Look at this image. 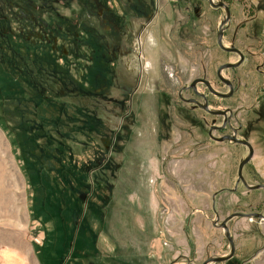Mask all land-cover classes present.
<instances>
[{
  "label": "rangeland",
  "instance_id": "374dc122",
  "mask_svg": "<svg viewBox=\"0 0 264 264\" xmlns=\"http://www.w3.org/2000/svg\"><path fill=\"white\" fill-rule=\"evenodd\" d=\"M212 1L244 62L209 108L236 115L253 149L242 178L261 186L264 0ZM224 17L207 0H0V143L20 174L27 264H201L228 254L219 224L237 213L233 258L210 264H264V188L237 183L247 149L208 139L211 117L178 97L199 78L228 92Z\"/></svg>",
  "mask_w": 264,
  "mask_h": 264
},
{
  "label": "crops",
  "instance_id": "0c3cea01",
  "mask_svg": "<svg viewBox=\"0 0 264 264\" xmlns=\"http://www.w3.org/2000/svg\"><path fill=\"white\" fill-rule=\"evenodd\" d=\"M0 142L3 143L1 135ZM11 207L15 213L12 219L8 218ZM24 208L20 174L9 152L3 150L0 143V264H27Z\"/></svg>",
  "mask_w": 264,
  "mask_h": 264
},
{
  "label": "water",
  "instance_id": "95a60500",
  "mask_svg": "<svg viewBox=\"0 0 264 264\" xmlns=\"http://www.w3.org/2000/svg\"><path fill=\"white\" fill-rule=\"evenodd\" d=\"M207 1H208V4H209L210 7H212V8H220V9L223 8L224 11H225V17H224L223 21L221 22L220 27H219V30H218V33H217V46L219 47L220 50H222L224 52H230V53H237L238 54V52L236 50H234V49H226L222 45V32H223V29L222 28L228 22L229 16H230V13H229L228 9L223 4L214 5V3H213L212 0H207ZM238 55H239V61L236 64H234V65H223V66L219 67L217 69V71H216V75H217L218 79L222 83H224L225 85H227L229 87V93L228 94L221 95V94L216 93L211 88V86L208 83V81H206L204 79H196V80L192 81L191 84L189 85V88L192 89L195 92L196 91L195 90L196 84L201 83V84H203L206 87V89L208 90V92L211 93V94H213L214 96H217V97H220V98H229L232 95V93H233V88H232L231 84L227 80L223 79V77L221 76V72L223 70H225V69H232V68L238 67L243 62L242 55H240V54H238ZM200 108L202 110H204L205 112L210 113L212 115H222V116H225V114H226L225 112H210L209 109H208V107H207V105H206V103L204 104V106H200ZM227 140H230L231 142H233L235 144L243 145L248 150L247 157L243 161H241L240 164L238 165V170H237V179L238 180H237V183L238 182H241L242 184H244L245 188L247 190H250V191L257 190V189H260V188H264L262 186H253V187L252 186H248V185H246V183L244 182V180L242 178V174H241L242 173V169L251 160V158L253 156V149H252L251 145L248 142H246V141H240V140L236 139L234 136L227 138ZM216 141L217 142H222L223 140L222 139H218ZM212 202H214V196L212 197ZM235 217H244V215L238 214V213L237 214H233V215L227 217L226 219H224L219 224L220 229H222L225 232V238L227 239L229 245L231 246L230 254L228 256L222 257V258H210L204 264H208V263H221V262L227 261L233 255V251H234L233 242H232V239L230 238V235H229V233L227 231L226 223H227V221H229L230 219L235 218ZM245 217H248V216H245ZM255 217H257V218H263V217H261L259 215L255 216ZM216 220L218 221L217 218H216ZM214 226H215V223H214Z\"/></svg>",
  "mask_w": 264,
  "mask_h": 264
},
{
  "label": "flooded vegetation",
  "instance_id": "af4514ba",
  "mask_svg": "<svg viewBox=\"0 0 264 264\" xmlns=\"http://www.w3.org/2000/svg\"><path fill=\"white\" fill-rule=\"evenodd\" d=\"M215 9H217V10H219L220 8H215ZM229 21V20H228ZM228 23V22H227ZM226 23V24H227ZM224 26H223V32H224ZM219 30V29H218ZM223 32H222V37H223ZM230 49H234V50H236L237 52H238V54H240V55H242V57H243V62H244V56H243V54L238 50V49H236V48H230ZM226 53H229L230 54V52H226ZM232 54H234V55H237V57H238V60L235 62V63H227V64H224V65H234V64H236L238 61H239V55L237 54V53H232ZM242 62V63H243ZM241 63V64H242ZM223 66V65H222ZM221 67V66H220ZM232 69H234V68H232ZM216 78H217V82H216V84H215V86L217 85V84H222V85H224L225 87H228L227 85H225L224 83H222L219 79H218V77H217V75H216ZM200 79V78H199ZM224 79V78H223ZM205 80V79H204ZM207 81V80H206ZM229 82V81H228ZM209 83V82H208ZM230 83V82H229ZM200 85H203V84H201V83H199ZM210 84V83H209ZM231 84V83H230ZM198 84H196V86H197ZM196 86H195V90H196ZM204 86V85H203ZM210 86H211V84H210ZM232 86V85H231ZM205 87V86H204ZM191 90L192 92H193V94L198 98V99H201L202 101V103H200L199 101H197V100H194V99H187V100H184V99H182L180 96V94L182 93V92H184L185 90ZM205 89H206V87H205ZM213 89V88H212ZM214 90V89H213ZM206 91H207V96H205V95H203V94H200V93H198L197 91H193L192 89H190L189 88V86L188 87H183L181 90H180V93H179V95H178V97H179V99L182 101V102H184V104H190L191 106H192V108L194 109V111H201V112H204V113H206L209 117H211V124H210V127H209V129H208V131H207V138L208 139H210V140H212V141H214V142H217L216 140H218V139H222L223 141H226V142H231L230 140H227V138H229V137H232V136H234L236 139H237V137H236V131H237V128L236 127H234L233 125H234V123H232V121L234 122V120H235V116L236 115H234L233 113H232V110L231 109H227V108H221L220 106H217V107H211V109L209 108V104H210V101L209 100H218V101H223V100H225V99H229L230 97H232V95H233V93H232V95L229 97V98H220V97H217V96H214L213 94H211V93H209L208 92V90L206 89ZM216 93H218V94H221V95H226V94H228L229 93V87H228V92L227 93H224V92H219V91H216V90H214ZM206 103V105H207V107H208V109H209V111L210 112H225L226 114H225V116H222V115H212V114H210V113H207V112H205L204 110H202L201 108H200V106H204V104ZM214 118H221V123L220 124H216L215 122V119ZM214 133H218V134H220V137H218V138H216V137H214ZM238 140H240V141H245V140H243V139H238ZM217 143H220V142H217ZM233 143V142H232ZM235 144V143H234ZM237 145H240V144H237ZM241 146H243V145H241ZM245 147V146H244ZM246 148V147H245ZM247 149V148H246ZM248 151V150H247ZM261 186H263L264 187V185H261ZM264 190V189H263ZM229 247H230V250H229V252H228V254L226 255V256H228L229 254H230V251H231V246L229 245ZM233 247H234V244H233ZM233 254H234V251H233ZM226 256H224V257H226ZM233 258V255L231 256V258L230 259H228L227 261H229V260H231ZM208 260V259H207ZM206 260V261H207ZM206 261H204V262H202L201 264H204ZM224 262H226V261H224ZM223 262V263H224ZM208 264H210V263H208Z\"/></svg>",
  "mask_w": 264,
  "mask_h": 264
}]
</instances>
